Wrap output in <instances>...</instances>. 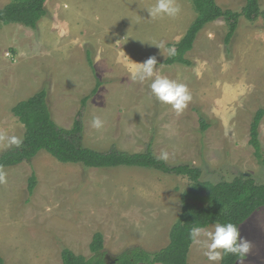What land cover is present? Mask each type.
<instances>
[{
    "label": "rangeland",
    "instance_id": "obj_1",
    "mask_svg": "<svg viewBox=\"0 0 264 264\" xmlns=\"http://www.w3.org/2000/svg\"><path fill=\"white\" fill-rule=\"evenodd\" d=\"M11 0H0L4 8ZM241 12L246 0H218ZM155 0H48L36 29L4 25L0 32V133L24 139L13 107L42 89L56 123L71 129L84 112V143L102 152L116 148L159 157L170 166L189 165L202 180L219 183L244 174L264 184V161L250 145L255 114L264 108V18H240L226 43L224 19L208 24L187 54L193 65H163L198 16L192 0H177L176 18L150 19ZM264 11V0H260ZM163 42L164 48L154 46ZM134 63L157 60L156 75L187 85L192 100L182 115L149 96L150 81L134 82ZM92 62V64L90 63ZM101 81L98 93L86 107ZM93 117L104 121L100 130ZM202 118L209 125L202 132ZM264 158V118L260 124ZM13 147L0 143V155ZM0 184V255L5 264H63L64 247L86 258L96 233L106 256L131 246L150 252L165 248L181 214L187 177L138 168L87 169L64 164L46 151L31 162L5 168ZM35 174L37 186H28ZM214 225L208 227L214 230ZM252 247L243 264H264V208L242 227ZM193 249V250H192ZM188 264H210L192 245Z\"/></svg>",
    "mask_w": 264,
    "mask_h": 264
},
{
    "label": "trees",
    "instance_id": "obj_2",
    "mask_svg": "<svg viewBox=\"0 0 264 264\" xmlns=\"http://www.w3.org/2000/svg\"><path fill=\"white\" fill-rule=\"evenodd\" d=\"M47 1L11 0L4 8H0V32L4 25L10 24H22L36 29L47 15ZM192 2L198 16L185 36L175 45H171L175 49V55L163 61L165 66H192L193 63L186 56L194 49L199 34L210 23L224 19L229 28L226 43H230L239 28L240 18L250 22L264 18L260 0H246L241 12L224 9L216 0ZM90 63L92 64L91 61ZM101 84L98 80L92 94L83 99L84 107L98 93ZM12 113L24 125L25 134L20 147L0 155V168L3 170L31 162L41 151H46L61 163L82 165L87 169L138 168L183 176L190 180L189 188L182 195L181 214L171 229L168 246L155 252L136 245L128 247L112 259L116 261L115 264H188L193 245L189 240V231L194 225L208 228L217 222H231L237 225L241 234V227L264 208V184L258 183L251 175L244 174L232 181L213 183L202 180V171L197 167L170 166L167 162L157 159L152 144L141 153H128L116 148L102 152L87 147L84 143V112L79 113L71 129L60 127L53 118L46 89L17 103ZM263 118L264 108L255 114L250 129V145L255 150V156L261 161H264V158L259 129ZM208 128L209 125L202 118V132H206ZM36 186L37 178L33 174L28 186L30 194L34 193ZM104 243V235L101 232L96 233L90 244L93 254L91 258L77 255L64 247L61 252L63 264H110ZM0 264H5L1 255ZM222 264H237V261L229 255L224 257Z\"/></svg>",
    "mask_w": 264,
    "mask_h": 264
},
{
    "label": "clouds",
    "instance_id": "obj_3",
    "mask_svg": "<svg viewBox=\"0 0 264 264\" xmlns=\"http://www.w3.org/2000/svg\"><path fill=\"white\" fill-rule=\"evenodd\" d=\"M147 10L152 20L164 18H176L181 8L177 0H155V3ZM157 48H164L163 42L155 44ZM170 56L175 55V49L169 48ZM126 59L135 66L130 72V78L134 82L143 83L150 81L149 96L158 103L170 106L177 116L183 114L192 100V95L187 85L166 76L156 75L157 60L149 57L143 63H134L128 56ZM91 126L100 130L104 127V121L99 117H93ZM0 143L4 147H20L23 143L21 137L0 133ZM169 154L162 151L157 159L167 162ZM7 183V174L0 168V184ZM189 240L193 245H199L203 249V255L210 264H222L225 256L236 258L237 264H243L244 259L251 251V243L241 237L239 228L234 223H219L214 225V230H209L206 226L194 225L189 231Z\"/></svg>",
    "mask_w": 264,
    "mask_h": 264
},
{
    "label": "water",
    "instance_id": "obj_4",
    "mask_svg": "<svg viewBox=\"0 0 264 264\" xmlns=\"http://www.w3.org/2000/svg\"><path fill=\"white\" fill-rule=\"evenodd\" d=\"M107 259L110 260L111 257L108 256ZM111 262H112V263H110V264H115L116 261H115V260H112Z\"/></svg>",
    "mask_w": 264,
    "mask_h": 264
},
{
    "label": "crops",
    "instance_id": "obj_5",
    "mask_svg": "<svg viewBox=\"0 0 264 264\" xmlns=\"http://www.w3.org/2000/svg\"><path fill=\"white\" fill-rule=\"evenodd\" d=\"M216 1H218V0H216ZM218 3H219V2H218ZM219 4H220V3H219ZM219 4H218V5H219ZM167 246H168V245H167ZM192 250H193V249H192ZM191 252H192V251H191Z\"/></svg>",
    "mask_w": 264,
    "mask_h": 264
},
{
    "label": "flooded vegetation",
    "instance_id": "obj_6",
    "mask_svg": "<svg viewBox=\"0 0 264 264\" xmlns=\"http://www.w3.org/2000/svg\"><path fill=\"white\" fill-rule=\"evenodd\" d=\"M108 257V256H107ZM107 261H109L108 259H107ZM109 263H112V262H109Z\"/></svg>",
    "mask_w": 264,
    "mask_h": 264
}]
</instances>
